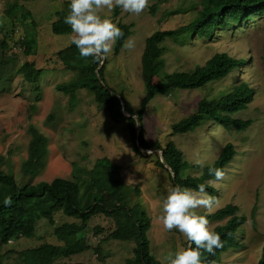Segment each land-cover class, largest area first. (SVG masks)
Listing matches in <instances>:
<instances>
[{
    "label": "rangeland",
    "instance_id": "rangeland-1",
    "mask_svg": "<svg viewBox=\"0 0 264 264\" xmlns=\"http://www.w3.org/2000/svg\"><path fill=\"white\" fill-rule=\"evenodd\" d=\"M66 1L0 0V21L5 9L23 5L36 24L33 31L31 20L22 25L17 23L16 38L34 33L37 39L30 57L18 49L14 51V40L9 41V48L0 47V169L11 172L18 186L31 181L21 174V166L28 156L31 126L48 139L46 166L32 179V184L50 183L56 178L86 182L85 172L93 169L97 160H108L121 168L122 181L131 189V198L141 204L150 218L147 236L151 254L161 264H169L168 258L185 249L187 242L177 230L166 231L159 219L162 200L171 191L170 170L155 166L151 156L158 153L156 150H141L145 157H140L125 126L111 122L107 111L96 103L89 90L75 91L72 99L57 90L58 85L67 84L75 77L54 61V55L72 40L71 35L55 36L51 31L55 13ZM152 8L155 13L151 12ZM198 9H201V0H149V7L140 15L124 13L119 8L105 10L103 14L116 25L120 22L132 26L130 38L135 40V47L131 50L122 47L118 55H114L112 48L101 73V84L137 112L144 96L141 58L146 40L156 32L187 25ZM113 11H117V16ZM239 26L212 40L193 36L187 43L165 42L164 73L193 72L216 53H226L246 64L204 88L175 90L168 96L155 97L146 106L142 126L136 125L137 135L143 132L150 143L173 142L183 159L192 165L188 170L191 176L200 175V169H195L197 161L202 162L198 166L212 164L226 144L234 146L236 155L225 168L224 179L209 183L216 192L213 196L216 203L210 214L227 205H236L240 215L246 217V223L239 228L237 246L223 254L219 264H258L264 244V15L254 16ZM26 62H34L35 69L42 70L34 83H28L18 73ZM242 83L254 90L253 100L233 118L251 121L248 129L238 132L218 128L213 135L214 128L205 123L195 132L171 135V126L193 114L201 100L219 99ZM86 187L82 185L83 193ZM197 211L210 215L205 209ZM54 219V226L40 221L33 238L11 240L0 246V264H22L19 259L22 251L44 243L59 245L53 235L54 228L76 220L60 212ZM225 222L212 221L209 227L213 230ZM95 227L103 228V232L95 234ZM113 229L112 220L93 217L78 235L85 237L90 249L69 258H57L53 264H126L133 257V243L101 241Z\"/></svg>",
    "mask_w": 264,
    "mask_h": 264
},
{
    "label": "trees",
    "instance_id": "trees-1",
    "mask_svg": "<svg viewBox=\"0 0 264 264\" xmlns=\"http://www.w3.org/2000/svg\"><path fill=\"white\" fill-rule=\"evenodd\" d=\"M69 10L70 0H67L55 13L56 19L51 25L53 35L73 36L71 27L64 23ZM113 12L114 16H117V11ZM151 12L155 13V9L152 8ZM3 13L0 33L3 32L4 35L2 34L0 47L7 49L9 41L14 40V51L18 49L26 57H30L37 46L36 36L32 33L16 38V29L17 23L24 24L25 21L32 19L31 13L23 5H13ZM261 15H264V0H201V9L196 11V16L187 25L175 30L159 31L150 36L146 40L141 58L144 96L137 112L133 111L129 103L110 93L101 84V73L106 61L101 64L95 62L92 57H81L72 43L54 55L55 62L75 75L69 83L58 85L57 90L69 95L71 99L75 91L89 90L96 103L107 111L109 120L114 124L125 126L126 133L140 157H145L140 149L158 152L151 157L154 158L155 166L158 168L165 170L166 166L170 169L168 178L171 189L177 185L195 189L199 184L205 183L207 193L214 196L215 189L209 185V182L215 180V177L209 174V168L225 170L236 155L232 144H226L212 164L197 165L195 169H200V175L191 176L188 170L192 165L183 159L173 142L150 143L143 132L137 136L136 125L139 123L142 126L146 106L155 97L168 96L175 90L204 88L210 83L226 78L234 70L241 69L246 64L244 60L230 57L226 53H216L204 66L197 67L193 72L164 73L165 65L162 58L165 42L180 40L187 43L193 36L212 40L229 30L231 33L233 28L240 27L239 25L254 16ZM30 24L34 31L35 22L31 20ZM117 26L123 30L124 37L114 44V55L119 54L126 39L130 37L132 28L131 25L120 22ZM86 62L88 63L85 65ZM35 68L34 62H26L18 69V73L28 83H34L33 80L42 73V70ZM253 94L254 90L242 83L219 99L201 100L193 114L171 126V135L195 132L205 123L214 128L213 135H216L218 128L228 131L234 129L238 132L248 129L252 124L251 121L237 120L233 116L247 108L253 100ZM123 108L127 114H135L136 118L127 117ZM49 118L51 119V116ZM29 135L28 156L21 166V174L23 177H29L31 181L18 186L11 172L5 173L0 169V246L7 245L11 240L33 238L40 221L44 220L54 226V215L60 212L76 220L74 223H66L54 228L53 235L60 244H41L22 251L19 258L22 264H53L57 258H69L90 249L85 237L79 238L78 235L85 231L93 217L104 216L112 220L114 229L101 241L108 239L134 244L133 257L128 259L126 264H161L150 251V241L147 236L151 226L150 218L142 210L141 204L134 203V199L131 198V189L123 183L120 167L114 166L106 159H99L93 169L85 172L86 182L56 178L50 183L32 184V179L37 177L46 166L48 139L34 126L29 128ZM1 162L2 157L0 164ZM83 184L87 185L84 193ZM135 191L138 192V188ZM6 197H11V206L3 204ZM198 214L207 216L209 222L226 221L225 224L213 229L220 234L223 247L215 249L212 253L201 250V264H219L222 255L237 246L239 228L246 223V217L240 215L238 206L231 204L210 215ZM93 231L95 234H101L103 228L95 227ZM188 244L187 241L185 249ZM258 264H264V244Z\"/></svg>",
    "mask_w": 264,
    "mask_h": 264
},
{
    "label": "clouds",
    "instance_id": "clouds-1",
    "mask_svg": "<svg viewBox=\"0 0 264 264\" xmlns=\"http://www.w3.org/2000/svg\"><path fill=\"white\" fill-rule=\"evenodd\" d=\"M148 7L149 0H70V10L64 23L71 27V43L79 55L92 57L102 64L112 52L113 45L124 37L123 30L103 14L105 10L119 8L124 13L140 15ZM123 47L133 49L135 40L127 38ZM196 163L200 165L202 162ZM209 174L216 181L225 177L222 168L210 167ZM215 203L216 198L207 193L205 183L195 189L177 185L163 198L159 216L163 228L169 232L177 230L189 242L186 249L168 258L169 264H201V250L212 253L223 247L220 234L211 230L207 216L197 211L205 209L210 214ZM3 204L11 206V197H6Z\"/></svg>",
    "mask_w": 264,
    "mask_h": 264
},
{
    "label": "water",
    "instance_id": "water-1",
    "mask_svg": "<svg viewBox=\"0 0 264 264\" xmlns=\"http://www.w3.org/2000/svg\"><path fill=\"white\" fill-rule=\"evenodd\" d=\"M123 111H124V110H123ZM124 114H125L127 117H133V115H129V114H127L126 111H124ZM137 136H138V135H137ZM140 151H141V149H140ZM150 154H152V153H150ZM160 157H161V161L163 162L162 155H160ZM165 168L169 169V168L166 167V166H165ZM169 170H170V169H169Z\"/></svg>",
    "mask_w": 264,
    "mask_h": 264
}]
</instances>
